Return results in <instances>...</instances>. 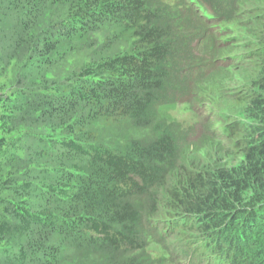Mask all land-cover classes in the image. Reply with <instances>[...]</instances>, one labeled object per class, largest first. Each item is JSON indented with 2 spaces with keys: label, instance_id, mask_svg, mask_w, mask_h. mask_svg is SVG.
<instances>
[{
  "label": "trees",
  "instance_id": "obj_1",
  "mask_svg": "<svg viewBox=\"0 0 264 264\" xmlns=\"http://www.w3.org/2000/svg\"><path fill=\"white\" fill-rule=\"evenodd\" d=\"M186 2L175 7L164 0L9 1L4 15L16 11L17 27L35 39L30 51L38 49L46 63L65 54L62 40L73 45L107 24L134 33L127 53L82 67L75 86L43 99L53 123L75 137L60 142L66 159L89 161L87 169L74 164L62 173L48 187L47 199L60 198L63 215L99 238L90 241L105 243L115 262L124 257L120 264H156L147 248L151 221L164 209L175 223L171 228L200 232L213 264H264V27L257 38L253 89L236 99L253 125L244 126L237 144L223 148L210 130L198 135L162 123L154 143H135L130 153L117 154L85 129L92 121L123 120L149 128L160 108L190 101L199 84L219 74L218 22L234 24L239 1ZM199 8L217 21H208ZM50 10L57 15L49 18ZM2 101L6 105L0 95ZM0 121V129L11 125L6 114ZM21 148L0 136V247L10 236L32 237L37 228L54 226L53 212H33L19 199L32 193L31 183L14 182L19 166L11 155ZM35 247L42 250L43 244ZM19 254L23 263L29 259L24 250Z\"/></svg>",
  "mask_w": 264,
  "mask_h": 264
},
{
  "label": "rangeland",
  "instance_id": "obj_2",
  "mask_svg": "<svg viewBox=\"0 0 264 264\" xmlns=\"http://www.w3.org/2000/svg\"><path fill=\"white\" fill-rule=\"evenodd\" d=\"M9 1L0 0V25L11 18L0 31V95L7 105L1 102L0 106L6 107H0V114H6L11 125L0 129V136L22 147L20 153L11 155L14 164L19 166L14 182L17 186L31 183L32 193L19 199L26 201L24 206L33 212H53L54 226L37 228L32 237H8L0 247V264H120L124 257L115 262L105 243L90 241L99 238H91V234H85L81 226L72 222L73 219L63 215L66 205L60 198L47 199L48 187L55 184L62 173L73 169L74 164L87 169L89 161L86 158L83 161L66 159L60 142L75 137L65 127L56 126L42 106L44 98L75 86L74 76L82 67L127 53L134 33L119 25L107 24L96 32L84 34L73 45L62 40L65 54L51 56L53 63H46L39 56L38 49L30 51L35 39L17 27L16 11L12 15H4ZM164 1L175 7L186 2ZM238 1L236 22H218V30L223 34L219 74L217 72L218 75L213 76L208 84H199L197 89L200 90L190 101L160 108L155 124L149 128H137L129 120L90 122L85 129L96 137L98 144L117 154H128L135 143L149 145L158 140L162 134V123L175 124L186 132L197 131L198 135H201V130H210L223 148L242 140L244 126L253 124L240 113L236 99L253 89L251 77L255 70L254 62L258 61L255 56L257 38L263 36L264 3L261 0ZM56 15L57 12L49 11V18ZM237 108L238 112L235 111ZM9 130L13 135L6 132ZM168 212L167 209L162 210L158 219L151 221L154 230L147 251L155 263L213 264L210 255L201 247L200 232L181 226L171 228L175 223ZM40 241L42 250L35 247ZM21 250L29 256L24 263L15 256L21 257Z\"/></svg>",
  "mask_w": 264,
  "mask_h": 264
},
{
  "label": "clouds",
  "instance_id": "obj_3",
  "mask_svg": "<svg viewBox=\"0 0 264 264\" xmlns=\"http://www.w3.org/2000/svg\"><path fill=\"white\" fill-rule=\"evenodd\" d=\"M192 3H193V1L194 0H190ZM196 5H198V1L195 3ZM200 9V8H199ZM201 11H203V13H204V17L208 20V21H217V18H215L213 15H211V14H205V11L204 10H202V9H200Z\"/></svg>",
  "mask_w": 264,
  "mask_h": 264
}]
</instances>
